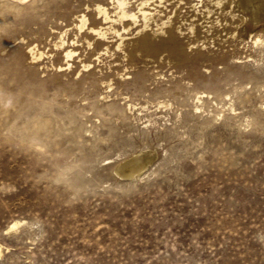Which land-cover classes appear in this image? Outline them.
Segmentation results:
<instances>
[{
	"label": "rangeland",
	"instance_id": "1",
	"mask_svg": "<svg viewBox=\"0 0 264 264\" xmlns=\"http://www.w3.org/2000/svg\"><path fill=\"white\" fill-rule=\"evenodd\" d=\"M139 1L127 6L138 16ZM231 1L149 0L143 9L167 23L166 33L152 35L151 23L137 34L141 18L133 26L124 19L127 31L113 23L117 33L98 40L107 55L93 54L68 24L82 10L94 28L107 27L91 4L100 2L113 18L109 0L17 3L16 18L0 26V65L11 69L0 66V99L15 106L0 115V264H264V46L253 43L257 36L264 42V15L251 23ZM29 8L31 18L23 19ZM48 12L56 29L46 25ZM64 32L69 40L78 34V44L64 45L75 50L70 67L63 48L53 47ZM170 36L183 62L165 50L136 52L140 38L153 46ZM84 61L88 71L72 76ZM85 72L105 78L90 84ZM138 72L144 82L134 89L127 82ZM174 85L185 90L157 106L149 92ZM29 101L46 107L59 129L47 150L25 148L6 132ZM139 152L149 155L140 175L114 176Z\"/></svg>",
	"mask_w": 264,
	"mask_h": 264
},
{
	"label": "bare ground",
	"instance_id": "2",
	"mask_svg": "<svg viewBox=\"0 0 264 264\" xmlns=\"http://www.w3.org/2000/svg\"><path fill=\"white\" fill-rule=\"evenodd\" d=\"M32 0H0V26H3L4 24H8L10 23L11 19L16 18V10L18 9L17 3H21L24 4L26 2H29ZM149 0H140L137 4H136V8H137V12L139 13V16L136 15L135 13H132L131 10L127 9L128 6V0H109V3L112 5L113 7V18H111L109 16V12L106 10V8L103 7L102 4H100V2L97 3H93L91 11L94 12V14L96 16H99L101 21H103V23H107L109 22V25L105 28H94L91 24H89L90 19L89 17L91 15L86 14L85 12H83L82 10H74L70 13L69 17H74L69 21L68 26L73 25V27L76 29L77 33L80 34L79 37L84 39L85 42V47L89 48L93 54L97 55L98 53H102L104 55H107L109 52V48L108 46H106L105 44H103L102 42L98 41V40H103L106 39V34L108 32H111L113 34L117 33V31L115 30V28H113V23H120V25H122V29L127 31V28L124 27V24L122 23L124 19H129L130 20V24H137L136 22L138 21L139 18H141V25L142 28L140 31L137 32L141 33L144 29L150 28L151 23H155L154 19H153V13L148 11V10H144L143 7L145 5H147ZM182 0H179V2ZM203 0H200V3H202ZM222 1L223 0H208L209 4H212L214 6H221L222 5ZM231 4L234 3V5L237 8V12L241 13L243 16L246 15L248 21H250L251 23H257L260 21V19L263 17L264 15V0H236L231 1ZM87 9L89 8V6L86 7ZM70 9V8H69ZM206 9L209 10L208 6H206ZM210 12V11H209ZM208 12V13H209ZM32 8L28 9V12L25 13V16L23 17V19L26 17V19L31 18L32 16ZM51 17H47L49 18L48 21L46 22V25L52 29H56L55 26H53V15L55 13H50L48 12ZM58 19L60 20H65V16L61 15ZM170 23V22H168ZM13 24V23H12ZM18 26L22 29L24 23L21 21H18ZM16 26V25H15ZM156 29L152 30V35H158V34H164L166 33L165 29L163 27L167 26V23L163 22L160 25L156 24ZM8 27V26H7ZM72 27V28H73ZM121 29V30H122ZM247 29V28H246ZM3 30V29H2ZM14 31H16L15 27L14 29H12ZM188 30H190V33H193V26H190L188 28ZM261 30V29H260ZM4 31V30H3ZM246 32V31H245ZM248 32V31H247ZM83 33V34H82ZM66 32L61 33L59 35H57L56 41L53 42V47L54 48H63L62 50V54H63V59L64 62L66 64L67 67H70L68 60L71 59L73 57V55L75 54V50L72 48L70 50H67V47L64 48L65 44H78L79 40H78V34H74V37L69 39H64L63 35H65ZM88 34H93L94 37H87ZM246 34V33H245ZM259 35V34H258ZM251 37V36H250ZM121 38V37H120ZM251 39V38H250ZM263 40V39H262ZM261 40V38H259L258 36L254 38V45H258L260 47L264 46V42ZM107 43V42H106ZM148 40L145 38H140V41L138 42V50H136V52H143L148 54L147 56L150 57V54H154L157 53L160 50H165L169 52V59L172 58L175 61L178 62H183L186 59V56H184L183 51H181L180 46L177 42V39L173 36L168 37L166 44H159V45H153V46H147ZM252 43V42H251ZM252 43V44H253ZM123 45L122 41L116 46V49H119L121 46ZM127 45V44H126ZM124 46V45H123ZM253 46V45H252ZM251 46V47H252ZM255 48V47H254ZM98 49V51H97ZM94 50V51H93ZM183 50V49H182ZM260 49L258 48V51ZM264 50V48H263ZM60 51V50H59ZM28 52L31 55V59L36 60V47L32 46L30 48H28ZM124 52V51H123ZM262 52V51H261ZM41 53V51H40ZM261 54V53H260ZM128 55V54H127ZM42 56V55H41ZM92 56V54H91ZM126 57V54H125ZM130 57V56H129ZM124 58V57H123ZM1 69L3 70V72L5 74H8V71H11L10 67L7 65H0ZM90 64L86 63V61L84 62H80V66L78 67V69H76L75 72L72 73V76L80 74V73H84L83 70H87V68H89ZM53 68V67H52ZM61 68V66L56 67V69ZM51 69V68H50ZM53 70V69H51ZM55 70V69H54ZM53 70V71H54ZM88 71V70H87ZM2 72V73H3ZM3 73V74H4ZM85 74H87V77L84 78L85 80H87L90 84H99L102 83V80L105 78L103 77V75H96L93 74L91 72H85ZM142 73L138 72V77H136L134 80L132 81H128V86L129 85H133L134 89H137V87L142 84L144 82V80L142 79ZM117 76H119L120 78H123L125 76V74H121V73H117ZM15 80V79H12ZM2 82L0 80V86H1ZM107 84V83H106ZM82 85V84H81ZM110 86V83L108 82L107 87ZM187 86V85H186ZM185 86V87H186ZM195 88V86H194ZM188 89V88H187ZM185 89L182 86L179 85H174L170 88H166V89H154L153 91L149 92V95L151 97H153L154 99H157V106L160 105H164V107H166L168 105V101L165 99V97L167 96H177L179 95V93H182ZM189 90V89H188ZM197 90V89H196ZM190 92V91H189ZM201 92V91H200ZM202 93V92H201ZM209 93V92H208ZM184 94V93H183ZM182 94V95H183ZM187 94V93H185ZM207 94V93H206ZM190 95V94H188ZM194 95V94H193ZM193 95H190L193 96ZM201 95V94H200ZM199 95V96H200ZM198 96V95H197ZM195 97V100L197 102L200 101V97ZM218 97V96H217ZM176 97H174L175 99ZM194 98V96H193ZM173 99V100H174ZM189 99V98H186ZM192 99V98H191ZM222 99V98H221ZM178 102V101H177ZM176 102V103H177ZM188 102V101H187ZM192 103V102H191ZM171 104V103H170ZM190 104V103H189ZM8 103L7 98H1L0 99V115L4 114V113H10V109L15 108V106H12ZM185 106V105H184ZM196 106V105H195ZM194 106V107H195ZM176 107V105H175ZM178 107V106H177ZM176 107V108H177ZM189 107V106H188ZM46 107H43L42 109H39L37 107V104L33 101H29L27 102L23 107L21 108H16V117L12 120H8L6 123V132L7 134H14L17 135L16 136V142H18L19 144H21L22 146H24L25 148L27 147H37L41 144H45L46 148L45 150H47V146H51L52 145V141H55V137L59 136V129L57 128V124L55 121H53L51 116L49 115V113L45 110ZM175 108V109H176ZM184 108V107H183ZM187 108V107H185ZM118 110V108H116ZM179 109V107H178ZM49 110V109H48ZM117 110H115L117 112ZM174 110V109H173ZM181 110V109H180ZM80 111V110H79ZM179 111V110H178ZM98 112V111H97ZM114 112V111H113ZM112 112V113H113ZM114 112V113H116ZM21 113L23 115V119H19V117L17 118V114ZM79 113V112H78ZM93 113V111H92ZM99 113V112H98ZM109 113V112H108ZM111 113V115H112ZM113 113V114H114ZM119 113V111H118ZM117 116L120 115V113ZM124 113V112H123ZM121 113V114H123ZM176 113V112H175ZM180 113V111H179ZM178 113V114H179ZM186 113V112H185ZM67 114V113H66ZM95 114V113H94ZM97 114V113H96ZM100 114V113H99ZM188 115L190 113H187ZM183 115V114H182ZM67 116V115H66ZM110 116V115H109ZM113 116V115H112ZM181 116V114L179 115ZM196 116V115H195ZM53 117V116H52ZM58 117V116H57ZM76 117V116H75ZM74 117V118H75ZM88 117V116H87ZM95 117V116H94ZM125 117V116H124ZM127 117V116H126ZM125 117V118H126ZM200 117L199 115L196 117L198 118ZM59 118V117H58ZM57 118V119H58ZM72 118V117H71ZM83 118V117H82ZM129 118V117H128ZM178 118V117H177ZM176 118V119H177ZM182 118V117H181ZM185 118V116L183 117ZM62 119V118H61ZM65 119V117H64ZM63 119V120H64ZM90 119V118H89ZM199 119V118H198ZM63 120H59V122H62ZM69 120V119H68ZM74 120V119H72ZM76 120V119H75ZM87 120V119H86ZM180 120V117H179ZM189 119H187L188 121ZM108 121V119H107ZM183 121H185L183 119ZM185 121V122H187ZM190 121V120H189ZM125 122V121H124ZM130 122V121H129ZM128 122V123H129ZM66 123V122H64ZM62 123V124H64ZM77 123V121H76ZM188 123V122H187ZM68 124V123H67ZM78 124V123H77ZM107 124V123H106ZM124 124V123H123ZM66 125V124H65ZM75 125V124H74ZM73 125V126H74ZM130 125V124H129ZM185 125V124H184ZM63 127V125H61ZM73 126L72 129L73 130ZM78 126L81 125H77ZM105 126V125H104ZM186 126V125H185ZM12 127V130L10 129ZM60 127V126H59ZM70 128V126H68ZM67 127V130H69V128ZM83 127V126H81ZM79 127V128H81ZM92 127V126H91ZM187 127V126H186ZM85 128V127H84ZM83 128V130H84ZM94 128V126H93ZM117 128V127H116ZM115 128V129H116ZM119 128V127H118ZM117 128V129H118ZM9 129V130H8ZM64 129V128H63ZM112 129V128H111ZM110 129V130H111ZM114 129V128H113ZM114 129V131H116ZM122 129V127H121ZM82 130V131H83ZM96 130V129H94ZM125 130V129H124ZM65 131V130H64ZM113 131V134H114ZM120 131V130H119ZM123 131V129H122ZM61 132V131H60ZM70 132V131H69ZM74 132V131H73ZM72 132V134H73ZM78 132V130L76 131ZM74 132V139H77V136L75 135ZM108 132V131H107ZM127 132V131H126ZM80 133V132H79ZM78 133V134H79ZM119 133V132H118ZM117 133V134H118ZM69 134V133H68ZM77 134V133H76ZM112 134V135H113ZM116 134V133H115ZM116 134V135H117ZM63 133L62 136L63 137ZM109 135V134H108ZM70 136V135H69ZM76 136V138H75ZM79 136V135H78ZM64 137H66L64 135ZM68 137V135H67ZM73 137V135H72ZM106 137H108L106 135ZM112 138V136H110ZM113 138H116L115 135ZM112 138V139H113ZM73 139V140H74ZM110 139V138H109ZM58 140V139H56ZM116 139H114L113 141H115ZM58 142V141H57ZM69 142V141H68ZM67 142V143H68ZM73 143V142H72ZM54 142H53V146H54ZM43 146V145H42ZM39 148V147H38ZM40 149V148H39ZM55 149V148H54ZM44 150V151H45ZM56 150V149H55ZM38 151V150H37ZM49 151V150H48ZM58 151V149H57ZM145 151V150H143ZM46 152V151H45ZM44 152V153H45ZM57 153V152H56ZM127 158V157H126ZM151 162V161H150ZM149 163V155L146 156V152L145 153H138L135 154L134 156H132L131 158H129L128 160L126 159V161H124L123 163H120L119 166L115 167L113 169L112 172H114V176H117V178H122V179H131V178H135V176L140 175V173L147 167V164ZM65 169V168H64ZM63 169V172H65ZM69 171V170H68ZM66 171V172H68ZM59 178V177H58ZM57 179V178H56ZM55 179V180H56ZM12 225H16V227L19 225V222H12V224L10 225V230H14L12 228ZM17 229V228H16Z\"/></svg>",
	"mask_w": 264,
	"mask_h": 264
},
{
	"label": "snow or ice",
	"instance_id": "3",
	"mask_svg": "<svg viewBox=\"0 0 264 264\" xmlns=\"http://www.w3.org/2000/svg\"><path fill=\"white\" fill-rule=\"evenodd\" d=\"M12 228L15 229L16 228V225H12Z\"/></svg>",
	"mask_w": 264,
	"mask_h": 264
}]
</instances>
